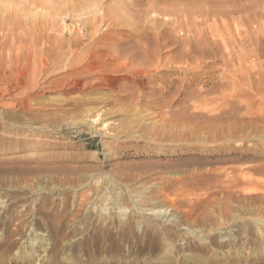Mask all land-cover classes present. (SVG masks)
<instances>
[{"label": "rangeland", "instance_id": "374dc122", "mask_svg": "<svg viewBox=\"0 0 264 264\" xmlns=\"http://www.w3.org/2000/svg\"><path fill=\"white\" fill-rule=\"evenodd\" d=\"M0 264H264V0H0Z\"/></svg>", "mask_w": 264, "mask_h": 264}, {"label": "bare ground", "instance_id": "6f19581e", "mask_svg": "<svg viewBox=\"0 0 264 264\" xmlns=\"http://www.w3.org/2000/svg\"><path fill=\"white\" fill-rule=\"evenodd\" d=\"M52 5V4H51ZM31 6V5H30ZM36 6V5H35ZM53 6V5H52ZM32 8V7H31ZM30 8V9H31ZM57 15V14H60V11L59 10H56L55 11V13H54V15ZM103 14V13H102ZM54 17V16H53ZM52 17V18H53ZM55 18V17H54ZM53 18V19H54ZM101 21V20H100ZM89 23V22H88ZM52 26V25H51ZM48 27V26H47ZM95 27V26H94ZM39 28V27H38ZM38 28H37V26H36V29L38 30ZM40 28H42V29H40V32H41V30L43 31L44 30V26L43 27H40ZM51 27L49 26V29H50ZM86 28V27H85ZM47 30H48V28H47ZM24 31V30H23ZM59 31V30H58ZM86 31V33L88 34L89 33V30L88 29H86L85 30ZM44 33L46 32V28H45V30L43 31ZM42 32V33H43ZM31 34V33H30ZM48 34V33H47ZM33 35H34V33H33ZM32 35V36H33ZM42 35V34H41ZM50 34H48V35H43V36H41V37H35L34 39H33V42H32V44H31V46H29L30 48L27 50L26 49V51H28V53L26 52V54H27V59L25 60V61H27L28 60V63L23 67V66H20L19 68H21V67H23L24 69H23V71L22 72H17V69H16V73H11V75H10V77H8L7 75L5 76V79H4V89H5V92L6 93H11V92H14V91H16L17 93L21 90V86L23 85V86H31V88H33V86H36L37 85V83L38 82H40V81H38L39 79H42L41 81H43V82H45L46 83V81H51V80H49L50 79V77H49V74H48V72L50 71V70H55L56 68H60L59 66H60V64L62 65L63 64V62H65L66 63V61H67V59L69 58V54H72V53H74V51L75 50H77V48L79 49V45H77V44H79V42L77 43H75V41L74 42H72V41H69L70 40V38H69V40H67V41H65V39H63L62 38V36H61V38L60 37H57V38H60V39H56V37L55 38H53L52 39V37L51 36H53L52 34L49 36ZM31 39V38H30ZM144 40V39H143ZM32 41V40H31ZM83 42H85V40L83 41ZM96 44V43H95ZM100 45H101V43H99ZM30 45V44H29ZM93 46V45H92ZM96 46H97V44H96ZM109 48V47H108ZM224 48V47H223ZM89 50H90V48H89ZM95 51V50H94ZM227 51V50H226ZM88 53H90L89 51H87ZM92 52H93V50H92ZM91 52V53H92ZM230 54V53H229ZM87 55V54H86ZM67 56H68V58H67ZM72 56V55H71ZM91 56V55H90ZM25 57V58H26ZM106 57H108V55L106 56ZM18 58V57H17ZM67 58V59H66ZM84 58H86V56L84 57ZM83 58V59H84ZM88 58V57H87ZM91 58H93V56H91ZM90 57L88 58V59H91ZM240 58V57H239ZM71 59V58H70ZM101 59H103V55H102V58ZM135 59V58H134ZM73 61H74V59H72ZM71 60V61H72ZM86 60V59H85ZM19 61V60H18ZM81 61H84V60H80V63H81ZM89 61V60H88ZM87 61V62H88ZM20 62V61H19ZM63 64L62 66L63 67H61V68H64V70L62 69V71H63V73H64V75L63 76H65V78L67 77H69V76H72V75H79L80 73H82L83 71H81L80 69H81V67H80V69H78V65L80 64H78V60H77V63H76V61L75 62H73V63H69L68 65H69V67H68V65H67V67H66V64ZM67 63H68V61H67ZM76 63V64H75ZM85 63H86V61H85ZM106 66V65H105ZM197 66V65H196ZM76 67V68H75ZM18 68V69H19ZM32 68V74H31V76L29 75V70ZM82 68H84V66L82 67ZM86 68V67H85ZM84 68V69H85ZM14 69V70H15ZM22 69V68H21ZM21 69H19V71L21 70ZM195 69V68H194ZM81 71V72H80ZM104 72V71H103ZM111 72H115V71H111ZM111 72H108V71H106L105 73H103V74H101L100 75V82L103 80L104 82H109V81H112V79H111V77H110V73ZM50 73H52V71L50 72ZM85 73V72H84ZM130 75V74H129ZM133 75V74H132ZM132 75H130V76H132ZM135 75V74H134ZM134 75H133V78H134ZM84 76V75H83ZM73 77V76H72ZM80 77H81V75H80ZM37 78H39L37 81L35 80V79H37ZM62 78V77H61ZM75 78H77L76 76H75ZM74 78V79H75ZM56 79V78H55ZM63 79V78H62ZM72 79V78H71ZM80 79V78H79ZM61 80V79H60ZM67 80V79H66ZM56 82L57 81H59V78H58V80H55ZM54 81V82H55ZM70 81H72V80H70ZM78 81V80H77ZM53 82V81H52ZM51 82V83H52ZM68 82V81H67ZM84 82V81H83ZM87 82V81H86ZM59 83V82H58ZM62 83V82H61ZM64 83V82H63ZM81 83V82H80ZM80 83H79V85H80ZM140 83V82H139ZM144 82H143V80L141 81V84H143ZM56 84V83H55ZM54 84V85H55ZM39 85V84H38ZM95 86V85H94ZM24 88V87H23ZM35 88V87H34ZM23 90H25V89H23Z\"/></svg>", "mask_w": 264, "mask_h": 264}]
</instances>
